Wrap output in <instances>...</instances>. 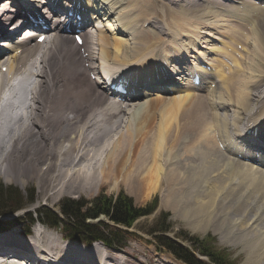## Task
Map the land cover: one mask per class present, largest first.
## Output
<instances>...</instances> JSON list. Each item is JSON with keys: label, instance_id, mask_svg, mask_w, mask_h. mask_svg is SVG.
I'll list each match as a JSON object with an SVG mask.
<instances>
[{"label": "bare ground", "instance_id": "1", "mask_svg": "<svg viewBox=\"0 0 264 264\" xmlns=\"http://www.w3.org/2000/svg\"><path fill=\"white\" fill-rule=\"evenodd\" d=\"M23 1L0 0L1 37L14 14L27 13ZM25 3L46 21L49 34L44 44L6 41L13 52L8 65L0 51V173L6 182L37 183L41 198L51 202L92 195L104 184L111 190L124 184L148 198L165 185L162 205L181 212L194 229L217 221L226 235L264 239V0H62L102 23L96 34L82 33V45L72 35L75 21L52 15L60 0L51 9ZM99 66L137 91L113 98L92 78ZM193 73L202 77L198 86ZM10 76L20 84L39 78L26 85L33 104L23 117ZM154 103L160 122L151 115ZM165 123L175 126L174 144L150 154L152 141L165 137ZM255 128L258 138L245 134ZM105 140H112L107 147ZM137 142L143 147L132 154ZM42 227L39 221L32 234L26 230L27 240L15 231L0 235V264L159 262V256L134 259L95 243L82 248Z\"/></svg>", "mask_w": 264, "mask_h": 264}, {"label": "rangeland", "instance_id": "2", "mask_svg": "<svg viewBox=\"0 0 264 264\" xmlns=\"http://www.w3.org/2000/svg\"><path fill=\"white\" fill-rule=\"evenodd\" d=\"M159 9L161 10V12H163L162 7H159ZM93 32L96 34V30L93 29ZM95 37H97V36L95 35ZM40 67H41V65L37 64V68H40ZM38 80H39V78L37 79L36 76H33V77L30 76V77L23 79L21 81L22 82L21 84L18 82H17L18 84L16 82L14 84V90L13 91L16 93V96H17L15 98V103L19 104L17 106L24 107L23 111L18 112V115H20L21 117L25 116V115H21V114L26 113L25 112L26 109L28 107H31V105L33 104L32 98H30L29 97L30 95H28V93H27L26 85L28 83H30L29 81L35 82ZM140 101H143V100H140ZM140 101H137V102H140ZM134 102H136V101H134ZM29 103H32V104H29ZM127 103H129V102H127ZM22 104H23V106H22ZM125 106H127V104H125ZM158 108H159V104L154 103V105L152 106V109H151V115L154 113H157ZM18 109H20V107ZM122 114H123L122 116L128 117V116H126V114H124V113H122ZM227 114L231 115L232 113L229 112ZM157 116H158V113H157ZM159 116H161V113H159ZM159 116H158V122H160V120L162 119V116L161 117H159ZM17 117H19V116H17ZM155 123H156V119H152L151 120L152 126L155 125ZM14 124L17 125L15 122H10L11 126ZM172 124H174V123L172 122ZM165 128H166L164 131L165 137L160 142L158 141V139H155L154 141H152L150 147L148 148V151L150 154H151V152H154L153 150H157L158 147H160L161 150L160 149L159 150L161 152H163V151L167 150V148H170L173 146V144H174L173 129L175 131V126L173 128V126L165 123ZM147 130H145V131H147ZM169 130H172V131H169ZM111 141L112 140H110V141L105 140L104 141V143L107 142L106 147H107V144ZM142 145H143V143L140 144L137 142V143H134L132 147H129V149H131L132 154L133 153L137 154L140 151V149L143 147ZM162 146L164 147V149L162 148ZM151 176H152V174L144 176V178H146V180L148 182L147 185H150V183H151V178H150ZM154 179H155V176H154ZM0 182L4 183L6 186H13L20 191V196H19L17 204L18 203L26 204L27 203L26 196L29 195L30 193H33L34 197H35V201L31 204H27V206L24 209H22L16 213H5L3 215H0V235H2L4 233H11L12 234L13 231H15L16 233L15 232L14 233H15L16 237L19 238L21 233H23L21 235L22 238L30 239V237H26V236H28L26 234V232H27L26 230H30V233L32 234L34 231L33 228L35 225H37L38 222L35 224H31L30 216L27 215V213L30 212L31 217L34 218L35 222H36L37 218H36L35 213L37 212V210H39L40 208H47L51 211L59 212L60 206H61V201L63 199L71 198V199H75V200H91L101 193H105L108 196L116 197L120 191H124L127 195H129L130 197H132L134 199L135 205L137 207H145L146 205L150 204L155 198L158 199V207L152 214H150L148 216L141 217L140 219H138L135 222L134 226L129 229V231L131 233L128 235V240L124 243L122 248H117V247L116 248H108V247L104 246L101 242H92L90 244L84 243L82 241H79L78 238L75 239V238L67 237V235L64 234L62 229H60L58 227H51V226L49 227V225H47V223H45L43 225L41 230L42 231H45V230L55 231V234L58 235L59 237H63V235H64V236H66L65 238H67L69 241L74 242L75 245L80 246L82 248H84L85 246L87 247L88 245H93L95 243V244H98L102 249L112 250L114 253H116L120 256H122L123 254L128 252V253H131L132 256H134V259H137L139 257L141 259L146 260V258L150 257L151 255H155V257L159 256V259H158V257H156V260H158L159 262H155V264H186L185 262L177 259V257L174 254H172L171 252H169L165 248H159L150 235V232L156 228V222L161 217L167 216L168 218H167V223L165 224V226H168L169 229H168V232L165 233V235L169 236L172 240H174L177 244L184 247L185 249L192 251L201 260L205 261V260H207V258L204 255H201L198 252V250H196L194 248L195 243L192 240L193 237H198L200 239H205L206 237L207 238L209 237L211 239L210 242L212 244H214L217 249L222 250V251L223 250L227 251L230 255V258L236 264H264V243H263L264 239L256 237L255 235H254L255 236L254 237L252 234L251 235L249 234L250 236L249 235L248 236L247 235L246 236H238V235H233V234H227L226 235L225 233H223L224 231L220 227L218 228L219 230L216 229L215 224L217 221H213L215 224L213 222H211L207 226L208 228H206V229H204V228L194 229V226H191L190 223H188L187 218H183L180 216V215H182L181 212L178 213L179 212L178 211L177 212L178 214H177L169 206L166 207V206L162 205V199H163L162 196H163V194H165L166 188H167V187H165V185H162V187L152 190L151 191L152 194L148 198H140L139 197L140 195H138V197H137V194L134 193V191L130 192L129 189L127 188V186H125L124 184H121L120 186H118L117 188H115L113 190L110 189V186L108 184H104L101 187H99L98 189H96L95 193L92 195H88V193H82L80 195L79 194L78 195H75V194L65 195L64 197H61L58 201L51 202V201H47V200L41 198V196H40V190L41 189H40L39 185L37 183L32 182V181H29L28 184H26L24 186L22 184H20V182H18L17 180H14V181L12 180L11 182H6L4 173H0ZM191 189L192 188H190V191H191ZM145 193L147 194V192H145ZM188 198H189V201H191L190 197H188ZM9 204L11 205L12 203L9 202L7 205H9ZM12 205H14V204H12ZM10 207H12V206H10ZM10 207H8V208H10ZM100 219H102L103 221H106V218H104V217H101ZM246 239H247V241H246ZM251 239H253V240H251ZM254 239H255V241H254ZM258 239H260V240L258 241ZM258 248H260L261 251ZM160 256H161V258H160ZM260 256H261V258H259Z\"/></svg>", "mask_w": 264, "mask_h": 264}, {"label": "trees", "instance_id": "3", "mask_svg": "<svg viewBox=\"0 0 264 264\" xmlns=\"http://www.w3.org/2000/svg\"><path fill=\"white\" fill-rule=\"evenodd\" d=\"M19 196L20 191L17 188L0 182V215L18 211L35 201L34 194L30 193L26 196V204H17ZM9 202L14 205H7ZM157 207V198L145 207H137L132 197L120 191L116 197L101 193L91 200L66 198L61 201L59 212L40 208L36 217L44 223L62 229L67 237L78 238L79 241L89 244L98 241L108 248H122L131 233L129 229L141 217L152 214ZM27 215L30 216L31 223H34L31 213ZM101 217L106 218V221L100 219ZM167 218L161 217L156 222V228L150 232L159 248H165L186 264H236L229 253L217 249L209 237L192 238L194 248L207 260L198 258L192 251L165 235L169 229L165 226Z\"/></svg>", "mask_w": 264, "mask_h": 264}]
</instances>
